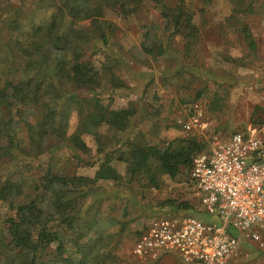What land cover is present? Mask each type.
Masks as SVG:
<instances>
[{
  "label": "trees",
  "instance_id": "1",
  "mask_svg": "<svg viewBox=\"0 0 264 264\" xmlns=\"http://www.w3.org/2000/svg\"><path fill=\"white\" fill-rule=\"evenodd\" d=\"M197 1L211 4L214 0ZM227 1L232 7L230 17L252 14V3L264 5L262 0ZM173 2L37 0L31 13L12 4L0 9V27L10 33L0 38V203L12 212V216L0 217V264H116L120 240L112 245L105 240L110 233L97 234L98 213L87 217L94 204L102 201H91L100 191V186H94L131 181L147 173L150 185L159 188L152 167L159 175L187 185L192 158L206 145L201 134L194 132L162 149L122 141L129 156L124 158L121 151L117 160L127 164L126 178L112 166L109 154L92 179L67 175L52 160L57 150L69 151L73 159L87 154L83 136L98 139L100 127L107 128L106 140L114 139L108 145L116 144L117 134L129 128L136 110L111 109L102 95L110 99L116 90L126 87L116 75L119 68L132 61L150 66V60L157 57L170 63L171 56L165 59V55H170L168 42L176 36L184 41L185 49L196 44L201 32L186 0ZM149 5L161 8L158 23L144 25L140 45L126 50L120 44L119 26L108 16L127 20ZM249 46L254 50L252 39ZM97 54L104 58V74L92 62ZM104 79L107 85L102 89ZM261 115L255 112L251 125L263 124ZM72 116L77 124L68 135ZM194 205L185 199H167L158 209H173V216H201ZM116 221L123 230L124 223ZM145 227L136 232L135 239ZM171 258L183 264L178 256L169 254L155 261L134 259V264H162Z\"/></svg>",
  "mask_w": 264,
  "mask_h": 264
},
{
  "label": "rangeland",
  "instance_id": "2",
  "mask_svg": "<svg viewBox=\"0 0 264 264\" xmlns=\"http://www.w3.org/2000/svg\"><path fill=\"white\" fill-rule=\"evenodd\" d=\"M36 2L0 0V9L12 4L31 13ZM186 3L201 32L196 44L185 49L184 41L176 36L171 43L168 42L170 55H165V59L171 56L170 63L157 57L156 60H150V66L132 61L128 66L125 64L124 69L119 68L116 75L125 82L126 87L114 91L110 99L102 95L104 103L110 104L111 109L136 110L135 115L129 119V128L117 134V143L114 145H108L114 139L106 140L108 131L105 126L98 129V139L89 134L83 136L89 151L87 154H78L77 159H73L67 150H57L52 160L59 171L92 179L103 157L109 154L112 166L126 178L127 164L117 160L121 151L124 152V158L129 156V151L122 143L140 141L162 149L168 142L191 136L193 133L185 134L176 125V120L186 117L188 106L194 102L199 104L202 120L208 123L207 132L200 137L206 144L204 150L214 137L225 140L232 132L244 130L251 124L255 112L261 113L264 118V5L252 3L255 6L252 14L230 17L231 5L227 0H214L211 4L186 0ZM169 4H174L173 0H169ZM159 10L161 8L149 5L127 20L108 16L119 26L120 44L126 50L140 45L145 31L143 26L150 22L157 24ZM9 36L10 33L0 27V38ZM249 39L254 42V50L249 46ZM91 59L95 68L104 74L103 56L97 54ZM106 85L104 79L100 88ZM76 124V117L72 116L68 135L73 132ZM150 171L157 173L159 188L150 185L147 173L131 181L98 182L94 186H100V191L95 192L91 201H102L100 205L94 204L87 217L91 219L92 213H98L100 222L97 234L110 233L105 240L112 245L120 240L114 255L116 264H134L135 258L130 251L136 232L151 220L172 215L175 211L158 209L163 201L185 199L194 204L196 202L192 191L182 182L159 175L153 167ZM123 212L126 213L125 217L122 216ZM9 216H12V212L0 203V217L4 219ZM116 220L124 223L123 230ZM232 235L238 234L233 232ZM89 238L93 240V235ZM244 244L246 251L238 254L232 264H264V256L255 251L254 245ZM166 260L162 264H178L172 258Z\"/></svg>",
  "mask_w": 264,
  "mask_h": 264
},
{
  "label": "built area",
  "instance_id": "3",
  "mask_svg": "<svg viewBox=\"0 0 264 264\" xmlns=\"http://www.w3.org/2000/svg\"><path fill=\"white\" fill-rule=\"evenodd\" d=\"M187 109L176 125L185 134L206 133L199 104ZM186 187L203 215L151 220L135 239L132 257L147 262L174 254L183 264H229L246 251L244 243L264 256V123L225 140L214 137L192 158Z\"/></svg>",
  "mask_w": 264,
  "mask_h": 264
},
{
  "label": "crops",
  "instance_id": "4",
  "mask_svg": "<svg viewBox=\"0 0 264 264\" xmlns=\"http://www.w3.org/2000/svg\"><path fill=\"white\" fill-rule=\"evenodd\" d=\"M231 9H232V7H231Z\"/></svg>",
  "mask_w": 264,
  "mask_h": 264
}]
</instances>
